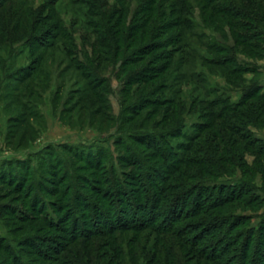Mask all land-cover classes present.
Wrapping results in <instances>:
<instances>
[{
	"label": "rangeland",
	"instance_id": "rangeland-1",
	"mask_svg": "<svg viewBox=\"0 0 264 264\" xmlns=\"http://www.w3.org/2000/svg\"><path fill=\"white\" fill-rule=\"evenodd\" d=\"M184 1L186 8L180 13L186 23L167 30L159 40L171 42L164 48L171 54V63L166 77L157 81L163 87L154 97L184 103L188 110L192 105L183 119L184 136L172 141L180 151L196 133V125L205 121L202 113L208 103L226 99L236 104L253 85H261L264 91V0H236L232 7L227 5L232 15L240 14L232 19L211 16L204 0ZM139 2L0 0V264H67L70 260L61 246L69 242L65 235L70 213L76 211L80 220V205L88 201L112 219L122 213L123 205L101 200L99 190L109 195L111 187L120 189L123 198L124 192L131 197L138 188L137 177L125 178L134 174L127 166L132 159L124 150L126 144L153 169H160L130 137L142 130L160 132L162 128L152 126L163 108L145 127L127 122L125 116L134 107L132 92H123L128 88L126 75L116 77L102 54L104 39L112 34L102 28L109 15L116 12L110 26L120 14L139 19ZM44 42L46 48L41 46ZM92 49L99 53L93 56ZM96 56L94 63L99 61L101 68L94 75L88 61ZM233 69L242 71L229 76ZM95 83L100 86L91 91ZM261 121L242 129L247 141H254L243 155L247 173L236 169L232 176L220 179L229 186L242 181L254 195L248 207L232 209L249 219L246 228L239 229L254 234L250 257L257 255L254 239L264 241V156L258 153L264 150ZM89 218L81 220L91 222ZM71 247L72 243L66 244L68 251ZM105 251L108 248L93 260L86 259V264H113L116 260L108 263Z\"/></svg>",
	"mask_w": 264,
	"mask_h": 264
},
{
	"label": "trees",
	"instance_id": "trees-1",
	"mask_svg": "<svg viewBox=\"0 0 264 264\" xmlns=\"http://www.w3.org/2000/svg\"><path fill=\"white\" fill-rule=\"evenodd\" d=\"M139 1L136 13L139 19H128L127 15L120 14L110 26L116 12L109 15V21L102 28L112 34L104 39L106 45L102 54L106 57L105 62L113 67L116 77L126 75L124 84L128 88L123 92H132L130 99L134 107L125 116L127 122L136 121L135 126L145 127L163 108L159 121L152 126L162 128L160 132L142 130L130 137L143 152H149L145 158L151 157L160 164L161 171L153 169L138 151L126 144L124 150L132 159L127 166L135 175L125 178L137 177L140 180L138 188L131 197L124 192L123 198L120 189L114 191L111 187L109 195L105 194L108 191L100 189L99 198L109 200L112 206H127L131 211L122 206V213L112 219V215L98 213L94 204L88 201L80 208L83 214L89 213L90 218L82 213L79 217L82 220L89 218L91 222L78 220L76 211L70 213L67 217L71 221L70 224L67 222L69 228H62L69 237V242L61 246L70 260L67 264H86V259L97 258L100 250L105 248L109 251L103 256L108 263L116 260L113 264H264V241L259 237L254 239L257 255L250 257L254 234L249 229L247 232L239 229L246 228L249 219L232 210L239 206L248 207L254 195L248 193L249 189L242 181L229 186L220 180L222 176H232L236 169L243 170L244 175L247 173L243 155L246 149L253 148L254 141H247L242 129L246 125H258L261 120L264 123V91L261 85H253L236 104L227 103L226 99L208 103L202 113L205 121L196 125V133L188 137V143L181 151L178 150L176 147H180L172 141L184 136L183 119L192 105L188 110L184 103L154 97L163 87L157 81L166 77L171 63V54L164 49L171 42L169 39L159 40L167 30L184 26L186 20L180 9L186 8V2ZM204 1L210 6L211 16L216 14L222 19L240 17L239 13L232 15V11L226 8L227 5L232 7L236 0H222L224 3L220 6L213 4L221 0ZM238 1L243 3V0ZM237 39L242 40L241 37ZM45 42L41 45L43 48L47 47ZM92 50L93 56L99 53ZM98 58L88 61L90 68L94 67V75L101 68L99 61L94 63ZM36 61L34 59L33 63ZM216 65L223 67L221 61ZM239 71L242 70L233 69L228 75ZM30 76L28 74L26 78ZM98 84L95 83L91 91L97 89ZM216 104L220 107L213 111ZM147 106L151 109L145 110ZM258 153L264 156V150ZM110 180L118 186L117 179L111 177ZM70 243L72 247L68 251L66 244ZM50 251L54 252V249Z\"/></svg>",
	"mask_w": 264,
	"mask_h": 264
}]
</instances>
